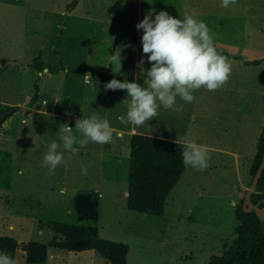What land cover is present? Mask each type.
Here are the masks:
<instances>
[{
    "label": "rangeland",
    "instance_id": "rangeland-1",
    "mask_svg": "<svg viewBox=\"0 0 264 264\" xmlns=\"http://www.w3.org/2000/svg\"><path fill=\"white\" fill-rule=\"evenodd\" d=\"M62 1L6 0V4L10 3L17 12H11L8 8L4 28L1 26L3 11L0 2L1 60L26 62L41 50L48 62L57 60L59 56L61 61L84 62L101 70L108 67L107 58L118 41L113 53L120 51L122 68L130 73L134 61L145 56L142 44L135 54V25L150 9L157 13L166 11L174 18L183 19L186 14H190L202 20L214 36L217 52L222 55L237 54L245 61L251 60V63L253 59L264 58V0H237L236 5L228 8L221 7L220 0H78V8L82 7L85 11L90 3H96L92 13L97 17L92 16L91 19L101 18L103 23H84L71 43L65 40L60 43L56 48L59 55L54 56L53 39L58 33L53 34L51 41L45 34L52 32L51 12ZM67 9L68 6L64 11ZM60 27L59 23L58 30ZM65 36L70 37L68 34ZM247 67V70L252 69V76L255 73L264 80V60L257 67ZM30 72L31 69L23 73L9 64L8 70L0 74V100L13 102L31 94ZM47 74L44 79L41 78V84L48 85L60 98V92L79 90V85H83L78 81L64 83L62 78L58 81L55 76ZM238 75L241 73L238 72ZM98 89L96 84L93 92ZM206 94L208 97L204 98ZM92 99L87 110L89 116L95 113L102 118L105 112L100 110L97 98ZM196 102L200 108L205 106L204 109L206 106L214 105L217 109L224 105L220 90L208 93L200 91ZM184 104L182 102L176 108L184 107ZM3 105L0 103V106ZM176 108L174 106L172 110ZM56 111L66 116L71 113L70 117H77L81 113L79 107L70 106L64 101L58 104ZM35 112L23 116V122L18 123L19 116H16L0 127V150L11 154V185L8 189L0 187V235L41 243H47L53 237L62 238L61 234H55L49 223H76L71 197L78 192L93 190L96 183L99 195L98 216L95 222L83 224L95 226L100 238L126 244V264H207L211 255L220 253L235 238L234 228L238 222L234 212L241 203L236 196L237 184L235 178L222 183V173L217 166L212 168L209 180L204 179V171L196 173L192 168L184 166L178 181L164 199L162 215L142 214L125 206L129 161L127 137L116 142L108 155L101 153L104 146H98L91 153L86 152V146L79 148L77 153L69 152L62 147L59 126L69 123L75 128V122L68 117L62 119ZM111 113L109 108L106 118ZM201 113L203 111L197 115ZM150 128L154 136L177 139L188 136L195 141L211 133L205 122L188 126V131L183 133L171 115L158 119ZM213 131L216 132L214 126ZM73 132L75 134V129ZM18 133L25 139H17ZM245 140L250 142V136ZM53 141L60 145L57 151L63 154L64 163L55 169L54 175H50L42 165V160ZM90 144L89 148L91 146L93 149L92 142ZM82 167L87 168L86 175L81 174ZM2 179L0 173V181ZM61 187L65 189L63 195L59 191ZM13 259L17 264H36L26 263L21 251L14 252ZM40 264L109 263L93 250L73 252L48 247L46 260Z\"/></svg>",
    "mask_w": 264,
    "mask_h": 264
},
{
    "label": "crops",
    "instance_id": "crops-1",
    "mask_svg": "<svg viewBox=\"0 0 264 264\" xmlns=\"http://www.w3.org/2000/svg\"><path fill=\"white\" fill-rule=\"evenodd\" d=\"M71 1L72 0H63L61 4L58 5L54 11L51 12V14H53V18L50 20V27L53 30L52 32L45 34V36H47L46 38L49 41L53 39L54 37L53 34L58 33L57 31L60 30L62 34L60 43H62V41L64 40L67 41L68 43H71L72 39H74L75 36L78 33H80L79 31L81 29V26L84 25V23H86L87 21L99 22L102 20L101 18H99L98 20L91 19L92 16H94L93 18L97 17V15L92 13V8L93 7L95 8L96 3L95 5L93 3H90L85 11L83 10L82 7L78 8V6H80L78 5L77 2L78 0L75 1L74 6L71 8V6H69ZM0 2L3 11L1 26H3L4 28V26L6 25L5 20L7 18L6 12L8 8L10 7L11 12H15V13L17 12V9H14L12 6H10L9 5L10 3L6 4V0H0ZM67 6L68 9L64 11L65 7ZM256 17L259 16L257 15ZM59 23L61 27L58 30L57 27L59 26ZM101 23H103V21H101ZM66 34L70 35V37H66L65 36ZM56 35L57 34H55V37ZM142 35L143 32L136 30V35L134 37L135 54H137V52L139 51L141 44V40H139V38L142 37ZM55 37L53 39V49H54ZM117 45H118V41H116L115 46L112 47L111 54L113 53V51L116 50L115 47ZM38 53H41V58L43 61L48 62L44 58V55L42 54L43 52L41 50L38 51L37 54ZM220 54L222 55L223 53ZM57 55L59 54L57 53ZM223 56L227 57L228 61L231 63L232 66V73L228 83L224 87L218 89L221 91L224 105L218 107L217 109H215L214 105H212L211 107L206 106L205 109H204L205 106L201 108L198 107L196 102L198 93L200 91H202V93L209 92L204 89H201L193 93V95L195 96V100L192 103L185 102L184 107H181L179 109L176 108L177 106H180L182 102H184L179 97H177L175 110L165 109L163 106H161L158 109V115L152 121L146 122L144 125H142L144 129H142V126L136 127L130 124L122 125L119 123L117 118L120 115L126 116L127 114V104L123 102L124 99H127L126 94L120 92L108 93L107 90H105V88H101L98 85L97 81L94 80L86 72H84V74H79L76 72L67 71L65 69H60L52 73L44 70L37 72L32 67L28 66V63L34 57L33 56L26 62L23 61L20 62L19 65H12V66H15V68L19 70H22L23 73L28 72V70L31 69L30 83H32V81L36 79L38 86L36 99L31 106L28 105V100L32 94L31 91V94H26V98L25 99L22 98V100L18 99V100H14L13 102H8V101L4 102L5 100L4 101L0 100V103L4 104L3 106L8 105V106L17 107V109L6 120H4L0 124V127H3L6 123L13 120L14 117L16 116H19L18 123L23 122V116L24 117L29 116L31 111H36L35 113L44 116H58L60 118L63 117L62 119L70 118L69 120L74 122L76 121V119L79 118H89L90 116L87 110L89 109L90 104L93 101L92 97H94L97 98L98 100V105L100 107V110L105 112L102 113V119L106 118L107 115L106 113L108 112L109 108H111L112 113L110 114V117L106 119L109 121L110 126L113 127L116 131L113 134L114 137L112 141L110 143H107V145L92 143L93 145V149H92L91 146L89 148V145H91L89 142L88 146L86 145V149H87L86 152L91 153L90 151L97 149L98 146L99 147L104 146V150L101 151V153L108 155L112 146L114 145L116 146V144L120 142L119 140L128 137V135L132 133H142V134L154 136V134L150 131L151 130L150 127L152 123H155L156 121H158V119H162L165 116L171 115L173 117V122L181 127V131L183 133H186V131H188V126L196 125L198 124V122H205L207 123L208 129L211 131V133L204 134L201 140H196L197 143L206 145L208 148L209 167L204 171V175H205L204 179L209 180V174L211 173V171H213L212 168H215L217 166L220 169V173H222L220 176V180L222 181V183H225L228 179L233 180L235 178L234 182L237 184L236 196L237 199L241 201L244 191L247 188L251 179L249 170L252 164L253 157L256 152L258 135L260 133L264 121L263 103H262L264 80L261 76L257 77L255 73H254L255 77L252 76L251 74L252 69L247 70L248 68L247 66L257 67L259 63L264 60V58H260L261 61L255 64V63H251V60L245 61L241 59L237 54L227 53ZM143 57L145 59V63L143 67L146 71L148 68H150L151 65L148 62H146L147 58L145 56ZM57 58H58L57 60L55 59L52 60V62H48V63L53 64L58 60L61 61L59 59V56H57ZM1 59L2 57L0 56V74L6 72L8 70V65H9L7 63L6 65L3 66L1 63ZM61 62H66V61L64 60ZM137 62H138L137 60L134 61V66L131 69L130 73H127L125 69L121 67L119 74L114 73L112 71L115 69V65L113 64L111 65L110 63H107L108 67H105L104 69L102 68L101 70L96 69L95 66L92 65L90 66L94 67L98 71H101L107 75L117 78L118 80L119 79L128 80L130 82L135 81L139 83L141 86H143L144 77L141 76L143 77V79H141L140 76L139 78H137L139 75V69L136 67ZM71 63H77V62H71ZM78 63H84V62H78ZM238 72H240L241 75H238ZM47 73L49 75H53L56 78H58V81H61L62 78V81H64V83L78 81L81 82L83 85L81 86L79 85L78 87L79 90H69V91L60 92L61 93V98H60V96L57 95V92L51 91L48 85L41 84L40 82L41 78L44 79V76ZM87 76L91 78V81L88 80ZM96 84L99 89L97 92H93ZM144 86L146 87V85ZM203 97L204 98L208 97V94L203 95ZM49 101L50 104L47 105ZM62 101H64L70 106L79 107L81 111L80 115L77 117H70L69 115L68 116L63 115L62 112H57L56 108L58 104H62ZM18 107H24V110H21ZM82 111H84L85 113H83ZM201 111H203V113H201L200 116H198L197 113H200ZM67 124L69 127H71L69 123ZM213 126L216 131L215 133L213 131ZM248 136H250V142H247L245 140L246 137ZM16 137L17 139L19 138L25 139L19 133L16 134ZM162 138L175 140V141H180L182 139L180 137L179 139H177L175 137H169V136ZM78 150L75 152L77 153ZM2 151H6V150H0V156ZM10 170H11V166H10ZM192 170H194V172L196 173L199 172L193 168ZM17 171L20 172V168H18ZM10 185H11V177H10ZM36 187L39 188L38 186ZM96 187L97 184L95 183L92 189L93 191L97 192ZM61 190L64 191L65 189L63 187L59 188L60 193ZM125 195H126V191H125ZM234 216H235V212H234Z\"/></svg>",
    "mask_w": 264,
    "mask_h": 264
},
{
    "label": "trees",
    "instance_id": "trees-1",
    "mask_svg": "<svg viewBox=\"0 0 264 264\" xmlns=\"http://www.w3.org/2000/svg\"><path fill=\"white\" fill-rule=\"evenodd\" d=\"M75 1L70 2L71 8ZM60 34L59 30L54 40V55L58 53L56 48L60 43ZM260 61L261 59L253 60L252 63L256 64ZM28 66L37 72L46 68V71L51 73L65 69L84 74L86 70H89L93 72L92 78L97 81L101 88H105V84L114 78L86 63L58 60L49 64L42 60L41 53L35 55ZM31 84L32 94L28 100L30 106L34 103L38 91L36 79ZM107 92L126 94V90H107ZM262 103L264 115V91ZM16 109V106L0 107V124ZM127 138L129 161L125 206L129 210L142 214L162 215L164 199L184 169L182 162L183 145L179 141L142 133H132ZM263 151L264 121L258 135L256 153L249 170L251 177ZM0 157V173L3 175L0 187L8 189L10 187V153L2 151ZM251 200L253 203H257L259 207H264V168L257 181L256 189L251 195ZM98 201L99 195L93 190L74 194L71 198V204L77 222L51 221L49 223L55 234H61L62 238L59 235L60 238L53 237L47 243H41L19 241L11 236L0 235V253H6L13 258L14 252L21 251L26 263L40 264L46 260L48 247L73 252L93 250L109 264H126L125 256L128 249L126 244L100 238L95 226L83 224L88 221H96ZM241 203L235 208V218L238 222L234 229L235 238L220 253L211 255L207 264H264V219L260 218L253 210L244 211Z\"/></svg>",
    "mask_w": 264,
    "mask_h": 264
},
{
    "label": "clouds",
    "instance_id": "clouds-1",
    "mask_svg": "<svg viewBox=\"0 0 264 264\" xmlns=\"http://www.w3.org/2000/svg\"><path fill=\"white\" fill-rule=\"evenodd\" d=\"M220 4L228 8L236 5L237 0H220ZM135 27L143 30L142 53L151 66L145 71L144 57L137 62V78L144 77L143 86L135 81L115 78L105 84V90H126L127 99L123 102L127 104V114L117 118L120 124L142 126L158 115L161 106L173 109L177 97L192 103L195 100L194 92L201 89L215 92L228 83L232 73L231 63L217 52L214 36L202 20L190 14L183 19L174 18L166 11L157 13L150 9ZM107 59L115 65L112 71L119 74L122 67L120 51L110 54ZM87 78L91 81L89 76ZM115 131L106 118L102 119L95 113L89 118L76 119L75 128L67 123L59 126L62 147L69 152L84 148L89 142L101 145L110 143ZM179 143L183 145L182 162L185 167L201 172L209 167L206 145L188 136ZM59 147L53 141L43 155L42 165L50 175H54L55 169L64 163L63 154L57 151ZM81 174L86 175L87 168L82 167ZM0 264H17V261L6 253H0Z\"/></svg>",
    "mask_w": 264,
    "mask_h": 264
},
{
    "label": "water",
    "instance_id": "water-1",
    "mask_svg": "<svg viewBox=\"0 0 264 264\" xmlns=\"http://www.w3.org/2000/svg\"><path fill=\"white\" fill-rule=\"evenodd\" d=\"M2 65L12 64V65H19L20 63L18 61L13 60H1ZM44 71H46V68H43ZM86 73H88L91 77H93V72L86 70ZM21 110H24V107H18ZM264 168V151L262 153V156L260 158V161L255 169V172L253 173L250 182L247 186V188L244 191L243 197H242V209L244 211L246 210H253L260 218L264 219V207H259L257 203H253L251 200V195L256 189L257 181L261 175V172Z\"/></svg>",
    "mask_w": 264,
    "mask_h": 264
}]
</instances>
